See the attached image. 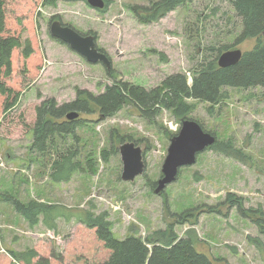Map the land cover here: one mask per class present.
<instances>
[{
    "label": "rangeland",
    "instance_id": "374dc122",
    "mask_svg": "<svg viewBox=\"0 0 264 264\" xmlns=\"http://www.w3.org/2000/svg\"><path fill=\"white\" fill-rule=\"evenodd\" d=\"M4 1L5 34L30 39L34 52L26 59L22 48L14 50L13 73L4 81L19 94L16 101L10 98L7 110V96L0 92V264H27L17 261L10 250L32 249L38 254L33 264L40 257L51 264H99L111 254L95 228L75 219H59L56 230L43 223L32 226L7 196L69 208L93 205V211L109 213L120 238L135 230L146 237L170 224L180 237L194 229L197 249L215 264H264V228L255 221L262 218L264 223L263 87L230 89L229 98L214 107V114L208 103L190 100L195 105L190 116L242 152L232 156L210 149L201 152L196 163L183 167L177 180L159 194L150 183L162 177L170 133L177 134L181 127L167 109L148 117L131 103L112 117L80 113L85 123L76 128L78 138L58 140L59 152L52 154L31 150L36 108L49 98L59 104L71 102L78 89L98 95L116 81L151 90L179 73L192 81L202 58L215 54L210 48L253 49L256 39L235 44L242 25L231 1L192 0L152 24L140 23L130 6L156 0H110L107 11L92 8L87 0H60L56 5H45L44 0ZM55 16L84 34L96 33L98 47L112 61L111 69L90 63L54 38L50 27ZM119 136L143 149L146 168L134 181L122 179L124 142ZM70 149L81 154V170L67 182H53L52 162ZM89 157L94 159L93 173Z\"/></svg>",
    "mask_w": 264,
    "mask_h": 264
},
{
    "label": "trees",
    "instance_id": "16d2710c",
    "mask_svg": "<svg viewBox=\"0 0 264 264\" xmlns=\"http://www.w3.org/2000/svg\"><path fill=\"white\" fill-rule=\"evenodd\" d=\"M58 1L60 0H44V4L56 5ZM191 1L156 0L148 5H131L130 10L140 23L152 24ZM230 1L242 25V31L235 44H242L249 39L257 41L253 49L243 52L238 63L228 67L219 65V56L232 48V45H223L210 48L215 54L202 58L192 71V81H189L185 74L179 73L168 76L160 86L151 90L130 82L116 81L112 85H107L105 91L98 95L78 89L77 98L71 102L59 104L54 98H49L36 108L37 120L33 127L31 150L41 155L52 154L59 152L56 148L58 140L69 135L76 138V128L83 125L85 120L79 118L68 120L66 115L70 111L86 114L99 112L103 117H112L125 105L132 103L148 117L157 116L162 109H167L181 123L185 119H193L190 115L195 111V105L190 100L208 103L209 113L214 114V107L229 98L230 89L264 88V0ZM106 3L103 11H107L111 1L106 0ZM58 18L55 16L53 21ZM6 29L5 1L0 0V92L7 96V110L11 105L10 98L13 97L16 101L19 94L4 81L5 77H10L13 73L14 50L22 48V54L27 59L33 54L34 48L30 39L22 41L21 37L6 35ZM90 34L97 36L94 32ZM174 135L175 133H170L171 137ZM127 138L119 136L118 140L123 143ZM209 149L223 152L228 156L242 152L234 149L232 141L218 139ZM80 156L79 151L72 149L58 153L57 159L51 164L50 177L53 182H67L74 173L79 172L82 168V162L78 160ZM104 156L107 160L106 152ZM87 165L92 173L96 170L93 158L89 157ZM150 185L155 189L157 182H151ZM6 201H9L32 226L43 223L47 228L56 230L59 219L66 221L75 219L90 228H95L98 237L111 250L110 257L99 264H215L207 254L197 249L198 240L194 229H189L185 236L180 237L175 231V226L170 224L166 229H158L146 237L135 230L125 238H120L114 232L109 213L107 211L97 213L93 211L95 208L93 205L89 209L69 208L34 199L23 202L14 196H7ZM255 221L264 228L262 218ZM10 252L17 261H25L27 264H33V259L38 256L32 249L22 253L13 250ZM35 264L51 263L49 259L40 257Z\"/></svg>",
    "mask_w": 264,
    "mask_h": 264
},
{
    "label": "water",
    "instance_id": "95a60500",
    "mask_svg": "<svg viewBox=\"0 0 264 264\" xmlns=\"http://www.w3.org/2000/svg\"><path fill=\"white\" fill-rule=\"evenodd\" d=\"M77 1V0H66ZM94 9L103 10L106 0H87ZM54 38L68 44L74 51L84 56L90 63H103L108 70L112 67V61L108 54L97 45L96 36L84 34L73 26L54 20L50 27ZM243 56L241 49L227 50L218 59L221 67H228L238 63ZM80 116L78 111H70L66 117L68 120H76ZM217 141L215 134L207 131L195 119H185L177 134L171 138L168 154L162 166V177L158 180L155 193H161L169 184L177 180L183 167L196 163L198 155L212 147ZM123 161L122 179L134 181L145 171L143 149L134 141H126L120 146Z\"/></svg>",
    "mask_w": 264,
    "mask_h": 264
}]
</instances>
